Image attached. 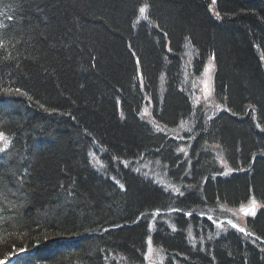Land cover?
I'll use <instances>...</instances> for the list:
<instances>
[{
	"label": "trees",
	"instance_id": "16d2710c",
	"mask_svg": "<svg viewBox=\"0 0 264 264\" xmlns=\"http://www.w3.org/2000/svg\"><path fill=\"white\" fill-rule=\"evenodd\" d=\"M0 40V260L147 264L151 241L160 264H264V0H0ZM210 60L225 112L176 154ZM253 200V236L202 217Z\"/></svg>",
	"mask_w": 264,
	"mask_h": 264
},
{
	"label": "rangeland",
	"instance_id": "374dc122",
	"mask_svg": "<svg viewBox=\"0 0 264 264\" xmlns=\"http://www.w3.org/2000/svg\"><path fill=\"white\" fill-rule=\"evenodd\" d=\"M143 7H146L145 5ZM214 14H217V11H215V7L212 9ZM214 69L212 64L208 63L202 70L201 75L195 85V88L197 87V96H196V105L198 104H206L210 105L212 104V101H214L213 96V91H214V82H213V76H214ZM214 103V102H213ZM223 109V106H218V110ZM143 117L147 120H151L150 117V112L149 108L144 109ZM242 119V117H241ZM197 127L198 124L196 123L195 125L192 123V121L185 120L182 122V124L179 125L177 129L172 131V133L177 137L178 141L180 143H187L189 140L187 138H184L185 133L192 134L191 129L192 127ZM193 127V128H194ZM162 127L157 125V129H161ZM191 132V133H190ZM180 137H178V136ZM180 151H185V154H187L188 149L186 146H183ZM216 150H219L218 147H215ZM218 157V163L219 166L222 167L224 174L230 173V169L228 168L226 162L224 159L220 157L219 152L217 153ZM219 155V156H218ZM260 208V205L258 203H255V209H254V214L251 211L252 209V201L248 202L246 205L241 206L236 209H231L227 207H220V210L217 212H214L212 210L206 211L205 214L202 215V217H206V219L210 222L213 223L215 226L218 227H223V228H237L238 230L240 228H243L244 230L246 229L245 227V222L246 219L249 216H254L257 210ZM243 209V210H242ZM247 213V214H246ZM155 214V213H154ZM189 217V214H186ZM233 225H236V227H233ZM245 232V231H244ZM246 236V235H245ZM147 264H160L161 262V254L159 251L153 247L152 242H148V250H147Z\"/></svg>",
	"mask_w": 264,
	"mask_h": 264
},
{
	"label": "bare ground",
	"instance_id": "6f19581e",
	"mask_svg": "<svg viewBox=\"0 0 264 264\" xmlns=\"http://www.w3.org/2000/svg\"><path fill=\"white\" fill-rule=\"evenodd\" d=\"M166 46H165V53L163 54L165 57H167V59H169V58H173V60L175 61L176 59H177V61L179 60V58L182 56V58H183V60H185V58L187 57V44H184V43H182L181 42V44H180V46L178 45V46H176L174 49H172L171 48V46H170V43L169 42H166V44H165ZM164 60H166V58L164 59ZM182 60V61H183ZM181 61V62H182ZM214 70H216V69H214ZM138 78V81H140V82H143V75H142V72L141 71H139V72H137V74H136V79ZM199 78H201L200 76L198 77V79ZM214 78H215V73H214V76H213V82H214ZM130 82H132L131 84H132V87H134V85H133V81H132V79H131V81ZM131 84H130V86H131ZM134 89V88H133ZM158 91H155V93L152 95V97L156 100V102L157 103H160L161 101H162V93H163V91H162V89H160V88H158L157 89ZM139 92V94L140 95H142V94H144V97H146V95H147V90H141V91H138ZM151 92H154L153 90H151ZM193 95H192V100H191V102H192V106L191 105H189V106H191V108H197L198 106L196 105V96H197V87L196 88H194V89H191V91H190ZM151 96V95H150ZM212 97H214V93H213V96ZM221 99H222V101H223V103L219 100V99H217L218 100V103L217 102H215V101H212V104H211V106L210 105H206V104H202V105H200V107H198L199 109H196V110H194V111H192L191 113H190V116H189V118L187 117V118H184L183 120H181L180 121V123L179 124H182V122H184L185 120H188V121H192V123L195 125L196 123L198 124H200L201 122H203V123H205V124H207L208 122H209V120H211V119H214V118H216V117H218L220 114H223L225 111H224V107H225V104H226V102H227V98L224 96L223 98L221 97ZM214 102V103H213ZM225 103V104H224ZM161 104V103H160ZM143 106L144 107H142L141 108V110H140V114L142 115V116H144L143 115V113H144V109H148L149 108V112H151L152 111V104H151V102L149 101H144V103H143ZM218 106H223V109H220V110H218ZM226 108V107H225ZM34 110V109H33ZM35 111H37V110H35ZM194 127V126H193ZM192 127V129H191V131L193 132V129L194 130H196L197 128L196 127H194L193 128ZM153 128L154 129H156V126L155 125H153ZM171 133V132H170ZM178 136V135H177ZM178 137H180V136H178ZM187 140H189L187 143H181L182 144V146H180V147H178L177 149H175V152H176V154L179 152V150L180 149H182V148H184L183 146H187V145H190V143H191V140L190 139H187ZM182 152V151H181ZM184 154V153H183ZM121 161H122V163H124V161L123 160H119V159H117V160H115L114 162H115V164L118 166V165H121ZM128 164V163H127ZM218 173V174H217ZM221 178H222V176H221V173L220 172H214V173H212V179L214 180V181H218V180H221ZM206 179L207 180H210V175H208L207 177H206ZM190 191H193V188L191 189H189V192ZM211 210V209H210ZM143 211V210H142ZM150 211V210H149ZM148 211V212H149ZM152 212H154L153 214L156 216V217H164L166 220H167V222L168 221H170V218H169V220L167 219V216L169 215V212H172V211H170V210H165V209H162L161 208V206L160 205H156L155 207H153L152 208V210L150 211V215H151V213ZM145 213H147L145 210L143 211V214L145 215ZM141 217H142V214L140 215ZM139 216V217H140ZM204 218H206V217H204ZM159 220V219H158ZM136 221H140V219L139 218H137L136 219ZM135 221V222H136ZM110 228H107V229H105L104 230V232L105 231H108ZM104 232H102V233H104ZM85 236H83V237H79V238H84ZM64 241H67L66 239H64ZM127 260H129L128 259V257L126 258ZM146 259H147V255H146ZM147 262H148V260H147ZM138 263V261H136V262H134V264H137Z\"/></svg>",
	"mask_w": 264,
	"mask_h": 264
},
{
	"label": "snow or ice",
	"instance_id": "6c2138e0",
	"mask_svg": "<svg viewBox=\"0 0 264 264\" xmlns=\"http://www.w3.org/2000/svg\"><path fill=\"white\" fill-rule=\"evenodd\" d=\"M139 12H140L141 15H144V13L146 12V7H141L139 9ZM9 19H11V18H9ZM3 47H4V42L2 40H0V48H3ZM16 91L19 92L20 90L16 89ZM0 142H3V144H4L3 149H0V151H2L4 149H6L7 146H8V138H7V136L5 135L4 132H0ZM254 209H255V200L252 201V209H251V211L253 212V214H254ZM233 227H236V225H233ZM239 231L244 232L245 230L243 228H240ZM22 251H26V249H22Z\"/></svg>",
	"mask_w": 264,
	"mask_h": 264
}]
</instances>
